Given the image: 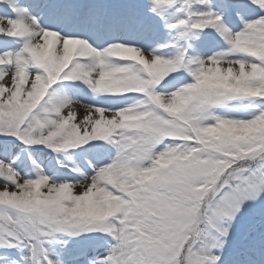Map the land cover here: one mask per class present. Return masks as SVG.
<instances>
[{"label":"snow or ice","instance_id":"6c2138e0","mask_svg":"<svg viewBox=\"0 0 264 264\" xmlns=\"http://www.w3.org/2000/svg\"><path fill=\"white\" fill-rule=\"evenodd\" d=\"M0 264H264V0H0Z\"/></svg>","mask_w":264,"mask_h":264}]
</instances>
